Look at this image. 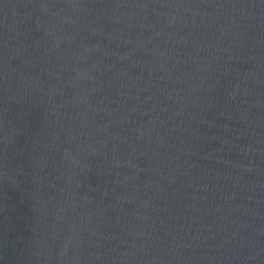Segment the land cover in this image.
I'll return each instance as SVG.
<instances>
[{
    "label": "water",
    "instance_id": "1",
    "mask_svg": "<svg viewBox=\"0 0 264 264\" xmlns=\"http://www.w3.org/2000/svg\"><path fill=\"white\" fill-rule=\"evenodd\" d=\"M0 264H264V0H0Z\"/></svg>",
    "mask_w": 264,
    "mask_h": 264
}]
</instances>
